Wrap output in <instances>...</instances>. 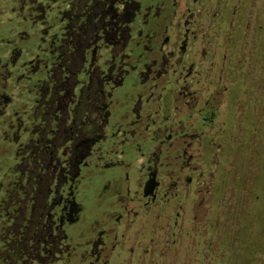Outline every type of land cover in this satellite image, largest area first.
I'll return each instance as SVG.
<instances>
[{
  "label": "flooded vegetation",
  "instance_id": "flooded-vegetation-1",
  "mask_svg": "<svg viewBox=\"0 0 264 264\" xmlns=\"http://www.w3.org/2000/svg\"><path fill=\"white\" fill-rule=\"evenodd\" d=\"M77 1L64 4L74 11ZM127 1L110 3L108 21L88 20L97 29L83 56L73 33L66 51L64 35L47 48L31 127L11 124L26 136L0 198V264H264L263 249L243 248L245 187L233 193L224 182L237 178L242 133L251 148L240 118L250 109L264 0H134L132 10ZM76 51L83 68L64 73L59 54ZM128 75L134 95L108 125L113 89ZM82 168L112 174L92 181ZM82 181L110 206L86 231Z\"/></svg>",
  "mask_w": 264,
  "mask_h": 264
},
{
  "label": "rangeland",
  "instance_id": "rangeland-1",
  "mask_svg": "<svg viewBox=\"0 0 264 264\" xmlns=\"http://www.w3.org/2000/svg\"><path fill=\"white\" fill-rule=\"evenodd\" d=\"M64 3V0H0V97L5 95L7 99L4 102H9L5 108L0 107V198L17 164L16 154L20 145L23 146L26 136L23 129L16 134L17 131L11 128V124L17 127L21 121L22 127H31L29 125L31 117H28L29 113L26 114L32 103L34 92L31 90L34 88L36 79L44 77V62L48 58L47 48L51 46L52 36L59 37ZM256 17L264 32V13L258 12ZM263 38L256 45L257 56L251 58L252 86L248 98L250 109H246L247 111L240 118L241 126L244 125L247 129L250 126L251 148H247L248 135L245 134L246 132L242 133L243 141L241 142L245 143V148L242 153L235 155L237 178L232 179L229 174L224 182L231 184L233 193H236L243 185L245 187V208L241 207L239 213L237 212L240 225L247 234H250V241L245 234L242 241L246 247L243 248L252 249L254 244L257 249L264 250V57L259 58V55L264 53ZM133 95L134 77L128 75L121 85L113 89L108 125L121 118ZM231 104L228 103L227 111H225L226 126H229L228 134L230 129L235 130L234 122H236L235 117L230 116L232 114L230 109L233 111ZM108 142L106 141L102 146L109 145ZM113 154V152L110 153V155ZM231 156H227L229 161ZM111 174L107 172L100 176L94 170H86V168L81 170V175L89 177L92 181L95 179L104 181L105 177H111ZM85 184L86 182L82 181L79 186L84 206L82 210L84 223L80 225V229L84 231L94 221L98 223L104 221V212L110 208L106 204V202L109 203V199L98 200L96 203L92 187L87 188ZM219 194L217 195L216 192L215 197L220 198ZM78 226L76 225L75 229ZM75 229L71 226L66 231L75 237L77 231ZM247 242L250 244L248 245ZM235 260L237 262L238 258ZM218 264H222V261L219 260Z\"/></svg>",
  "mask_w": 264,
  "mask_h": 264
},
{
  "label": "trees",
  "instance_id": "trees-1",
  "mask_svg": "<svg viewBox=\"0 0 264 264\" xmlns=\"http://www.w3.org/2000/svg\"><path fill=\"white\" fill-rule=\"evenodd\" d=\"M111 2H113V4L116 6L118 0H106L105 4L104 0H78L74 11L71 10L67 4H65L63 14L61 16L62 18L60 20L62 23L59 29V37L64 35L66 36V39L60 40V46L58 47V50H67L66 42L69 38V34L73 33V36L70 35L71 43L74 44V49L81 50V54L83 56L85 45L94 38L97 29V25L88 26V20L94 21V19H98L100 21H108L111 15L109 10ZM127 5L130 10H132L134 8V0H128ZM112 10H114V8H112ZM54 39V36H52L51 40ZM48 48L50 52L56 49L54 48L53 43H51V46ZM68 49L70 50V48ZM49 54V60L53 59L52 53ZM81 54L77 51L73 53V55L69 53L65 55L59 54V65L61 68H63L64 73H67L68 71L77 73L79 70H81V68H83L82 62L84 57H82ZM59 79L60 83L65 81L64 78L60 77ZM32 116L34 117V115Z\"/></svg>",
  "mask_w": 264,
  "mask_h": 264
}]
</instances>
